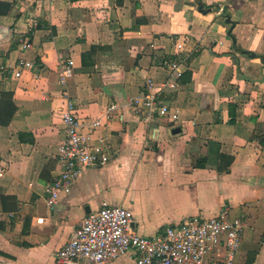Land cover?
<instances>
[{
	"label": "crops",
	"instance_id": "0c3cea01",
	"mask_svg": "<svg viewBox=\"0 0 264 264\" xmlns=\"http://www.w3.org/2000/svg\"><path fill=\"white\" fill-rule=\"evenodd\" d=\"M227 12L237 44L264 53V0H0V264H54L102 201L131 210L145 236L228 207L245 220L235 264H264V64L233 49ZM177 38L186 69L166 92L179 119L144 122L125 102L147 77L166 79ZM65 94L90 143L102 135L111 148L49 208ZM112 102L114 117L94 128Z\"/></svg>",
	"mask_w": 264,
	"mask_h": 264
},
{
	"label": "built area",
	"instance_id": "2783aa9c",
	"mask_svg": "<svg viewBox=\"0 0 264 264\" xmlns=\"http://www.w3.org/2000/svg\"><path fill=\"white\" fill-rule=\"evenodd\" d=\"M221 11L219 9L218 13ZM30 46V41L21 40L22 49ZM174 46L175 55L161 61L167 71L166 79L157 82L147 77L140 94L125 102V106L144 122L150 123L158 117L173 123L179 119V111L170 103L166 90L176 89L177 79L185 72L186 56L176 54L184 51L186 42L177 38ZM12 73L20 76L22 72L19 67ZM70 74V68H60L59 79L63 85ZM65 98L61 111L65 137L56 153L61 172L44 188L49 208L56 204L61 193L74 185L86 168L106 164L111 148L102 135L98 136L97 143H90L89 137L80 130L73 100L66 94ZM118 108L117 102L110 103L105 120L96 118L92 126L106 125ZM5 170L6 165L0 162V177ZM244 227L242 216H230L229 208L225 207L214 216L192 217L167 225L155 235L145 236L134 230L131 210L102 201L97 210L81 218L69 240L56 250L54 264H113L127 253L134 255V264H235Z\"/></svg>",
	"mask_w": 264,
	"mask_h": 264
},
{
	"label": "water",
	"instance_id": "95a60500",
	"mask_svg": "<svg viewBox=\"0 0 264 264\" xmlns=\"http://www.w3.org/2000/svg\"><path fill=\"white\" fill-rule=\"evenodd\" d=\"M199 11H201L203 13L208 12L207 9L203 8V4L201 2H199ZM225 22L230 24V26L227 30V34L231 37L233 49L236 50L237 52L244 53V54L248 55L250 58H259L260 61L262 62V64H264V53L245 49V48H242L240 45L237 44L236 37L232 33V29L235 25V22L233 20H231V14L229 12H227L225 14ZM179 130H180V128L177 127L173 130V132L179 131Z\"/></svg>",
	"mask_w": 264,
	"mask_h": 264
},
{
	"label": "trees",
	"instance_id": "16d2710c",
	"mask_svg": "<svg viewBox=\"0 0 264 264\" xmlns=\"http://www.w3.org/2000/svg\"><path fill=\"white\" fill-rule=\"evenodd\" d=\"M85 58H86V55L84 56ZM40 60V59H39ZM42 60V59H41ZM203 161H205V160H202V161H200L199 163H198V166H204L205 164H204V162Z\"/></svg>",
	"mask_w": 264,
	"mask_h": 264
}]
</instances>
